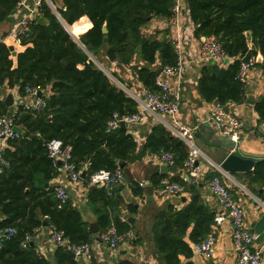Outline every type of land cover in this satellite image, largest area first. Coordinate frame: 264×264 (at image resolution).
<instances>
[{
    "label": "trees",
    "instance_id": "obj_1",
    "mask_svg": "<svg viewBox=\"0 0 264 264\" xmlns=\"http://www.w3.org/2000/svg\"><path fill=\"white\" fill-rule=\"evenodd\" d=\"M60 1V5L58 2ZM181 10L187 11L197 38L218 42L230 59L225 67L206 65L200 71L197 90L200 97L219 105L239 103L244 99V85L237 78L241 59L256 58L259 53L264 71V0H182ZM19 0H0V22L7 19ZM56 12L76 37L81 46L65 30L56 15L42 0L38 17L46 26L33 21L21 45H29L16 56L12 67L8 48L0 43V88H17L23 96L26 87L41 92L44 106L38 110L25 109V104L7 108L0 100V117L12 119L23 131L8 140L13 151H2L8 167L0 174V231L13 228L15 233L0 242V264H48L36 253L30 241L24 247L26 235L31 237L46 222L63 233L70 244L89 243L87 223L67 201L59 205L55 188L46 184L59 170L48 158L45 143L61 141L70 147L69 163L76 170H85L86 179L100 171L122 169L135 161L137 144L131 133L118 127L108 130L107 123L114 113L133 115L138 103L116 86L90 59L92 50L103 53L110 62L129 66L137 57V81L145 91L158 92L155 86L156 69L175 66L177 55L171 41L153 40L143 34L152 21L169 22L174 16L176 0H51ZM106 26V34L102 27ZM251 44V47L248 45ZM141 52L137 54L136 48ZM256 66V65H255ZM255 110L264 120V96L255 104ZM160 151L173 155L170 171L182 170L188 157V148L162 125L152 126L145 137L143 152L156 155ZM124 166L120 169L119 164ZM256 172V170H255ZM217 173H211L210 178ZM167 177L153 180V189ZM192 195L181 210L168 206L153 217L151 236L155 251L163 264H192V245L206 239L211 233L214 216L202 205L195 194L196 184L179 177L170 179ZM130 182V181H128ZM132 196L142 194L133 182ZM118 189L108 196L105 189L94 188L89 193V207L101 230L114 227L117 233L130 230V222L117 215L125 206ZM130 213H136L135 204L128 203ZM106 209L112 210L108 213ZM41 217H45L44 220ZM103 232V231H102ZM138 241L133 237L131 241ZM63 248L56 251V264H74ZM118 264H133L119 262Z\"/></svg>",
    "mask_w": 264,
    "mask_h": 264
},
{
    "label": "crops",
    "instance_id": "obj_2",
    "mask_svg": "<svg viewBox=\"0 0 264 264\" xmlns=\"http://www.w3.org/2000/svg\"><path fill=\"white\" fill-rule=\"evenodd\" d=\"M26 2L30 4L32 0H26ZM58 5H60V1ZM183 5L184 2L182 1ZM184 9L185 7L178 15L176 26L166 21H152L144 28L143 34L153 40L165 39L179 44L180 49L177 54V61L184 62L182 77L179 81L174 77L166 78V81L171 87V92L176 91L179 94L180 109L178 120L181 124L195 129L193 143L200 151L198 167L201 169L198 183L194 189L195 194L199 196L202 205L209 213L213 214L214 218L221 214L222 209L208 188L211 173L215 172L219 174L229 190L231 199L241 207L249 232L255 234L253 229L262 214H264V134L258 130V125L264 120L260 118L258 112L255 110V104L264 96V71L255 61L256 66L250 70L245 84L244 99L239 103L228 102L223 106L243 122L237 148L244 153L258 157L255 159V165L252 170L248 173H226L219 168L220 163L224 159L222 147L215 148L202 134L195 137L198 125L205 123L214 107L213 101L211 103L206 102L198 93L197 83L200 71L206 65L216 64L202 60L197 56V49L201 41L194 35V26L189 19L187 11ZM14 22V11L6 20L0 22V43L4 44L7 48L13 46L17 56L18 53L23 52L29 45L14 43L13 38L10 36ZM248 46L251 47V44ZM16 56L11 57L10 55L13 68L16 66ZM94 59L97 64L103 67L104 71H101L104 72L110 81L121 88L129 97L137 103L144 100L145 89L136 79V68L142 65L139 59H134L129 66H121L115 62H110L105 58L103 53L95 54L90 58L92 62ZM228 62H225L222 67H225ZM8 94H11L13 98L12 108L19 104L30 103L31 101L26 94L21 96L17 88L0 90V100L4 101ZM156 124L162 125L172 135L170 127L176 128L174 122L167 116L157 117L147 115L142 120V123L136 126L129 127L126 125V129L131 133L137 144L136 153L137 155H142V158L141 160L135 159L133 163L126 165L124 167L126 173L123 175L127 181L135 184L143 183L144 187L141 188L142 194L140 197L132 196L127 188L119 190V196L122 198L125 206L118 209L113 208L114 212L118 210L117 215L121 220H128L130 222L131 227L129 232L133 237H136L138 242L133 244L131 242L133 239L130 241L126 240L117 249L110 250L103 243L95 241L94 235L88 232L89 243L87 244L91 248L92 259L85 261L84 259L75 258L73 260L74 264H118L122 261L137 264L130 260L132 258H137L139 264H163L152 243L151 227L153 217L157 212L165 210L168 206L173 207L175 210H181L189 204L192 195L185 192L183 195L168 198L158 197L154 194L153 180L155 178L166 176L170 180L179 177L190 181L186 179V175L182 170L170 171L167 168V172L164 175H160V166L162 164L156 160L155 155L143 152L145 137L150 128ZM214 134L219 138L216 139L219 145L230 144L231 140L228 138L217 133ZM0 148L4 150L9 149L10 151L14 150V147L9 142L2 139H0ZM46 186L52 189L61 186L67 190L69 195L68 202L81 214L83 221L87 223V230L90 223H97L96 217L88 205L89 193L92 190H90V186L86 185L85 180H82L78 184H69L64 177V173L59 169ZM128 203L135 204L136 213H130L127 210L126 204ZM106 210L108 213H112V210ZM41 219L44 220L45 217H41ZM130 219L132 220L130 221ZM97 226L100 235L104 230L100 229L98 223ZM210 229V232L214 233L217 240L212 255L205 259L198 254H192L188 261L192 264H235L236 256L232 246V227L230 222L225 220L222 224L217 225L213 220V225H211ZM49 232L50 226L45 222V225L43 224L39 231L31 237V242L40 257L47 261L48 264H56V251L58 248L49 243ZM255 235L257 238L252 242L251 249L260 250L262 264H264V232ZM62 251L64 250L62 249ZM185 261L187 260L182 259V264Z\"/></svg>",
    "mask_w": 264,
    "mask_h": 264
},
{
    "label": "built area",
    "instance_id": "obj_3",
    "mask_svg": "<svg viewBox=\"0 0 264 264\" xmlns=\"http://www.w3.org/2000/svg\"><path fill=\"white\" fill-rule=\"evenodd\" d=\"M42 0H32V3L28 4L26 0H19L14 11L15 22L10 32V36L13 38L14 43L20 42V36L24 35L27 31V27L39 16ZM49 8L56 12L55 6L51 0H44ZM182 6V0H176V5L173 9L174 16L170 19L172 25L177 24L178 15L181 13L180 7ZM178 42V41H177ZM173 48L178 54L179 44L173 42ZM197 56L205 61L212 62L218 66H223L225 62L230 61L228 59L220 44L213 39H205L204 42H200L197 49ZM255 66V58L241 59L237 78L240 83L244 85L247 82L248 74L250 70ZM184 71V62L178 60L175 66H164L161 68L160 74L155 79V86L158 88V92L144 91V100L138 103V111L133 115L119 116L114 113L111 119L107 123L108 130H115L119 127L120 123L133 127L142 123L145 116H167L176 125L173 129L170 127L173 135L179 138L188 148V157L183 165V171L187 179L193 184L198 183V178L201 173V169L198 167V157L200 151L195 147L193 143V134L195 129L189 128L178 120V113L180 109L179 94L174 91L171 92V87L166 81V78L174 77L179 81ZM1 90V88H0ZM25 94L31 99L30 103L25 104V109L38 110L44 106V102L37 97V89L26 87ZM16 111V107L13 108V114ZM205 124H207L214 133H217L225 138H228L235 144H237L240 136V131L243 127V122L236 117L233 113L227 111L223 106L217 104L213 107L210 115L207 117ZM12 119L9 117H0V139L4 141L15 139L18 134L13 130ZM260 133L264 134V121L258 125ZM47 156L51 159L54 166L64 173L69 184H78L82 181V170H76L69 163L70 160V147H63L61 141L51 140L45 143ZM3 148H0V174L2 169L8 167V162L2 156ZM156 160L170 168L174 164L173 155L169 152L160 151L155 155ZM57 159H61L63 163L58 164ZM86 185L95 188L105 189L108 196L112 195L113 191L118 189L119 186L123 188L131 187V183L128 182L123 173L116 169L114 171L100 170L86 179ZM140 188H143V183H138ZM208 188L211 195L214 197L222 213L214 218V222L217 225L222 224L225 220H228L231 224V239L233 251L236 256L235 264H262V258L260 250H252L251 244L256 240L257 236L251 234L245 223L244 213L241 207L234 202L229 194L227 186L222 181L219 174L213 175L208 181ZM183 186L171 182L169 179H162L157 187L154 189V194L158 197H176L185 193ZM56 198L59 205H63L69 200V195L64 187L58 186L55 188ZM15 233L13 228H5L0 231V242L2 239H8ZM101 243L106 245L110 250L117 249L124 241H130L133 236L130 232L119 235L114 227H109L106 231L99 235ZM49 243L56 248L66 247L70 250L75 258L84 259L90 261L92 259L91 248L87 243L79 245L70 244L67 239L64 238L61 231L50 227ZM31 241V236L26 235L22 246L24 247ZM216 236L214 233H210L206 239L195 245V250L202 258H209L216 245Z\"/></svg>",
    "mask_w": 264,
    "mask_h": 264
},
{
    "label": "water",
    "instance_id": "obj_4",
    "mask_svg": "<svg viewBox=\"0 0 264 264\" xmlns=\"http://www.w3.org/2000/svg\"><path fill=\"white\" fill-rule=\"evenodd\" d=\"M56 15V18L60 21V23L62 24V26L65 28V30L73 37V39L81 46V44L78 42V40L76 39V37L69 31V29L67 28V26L65 25L64 21L61 19L60 15L57 12H53ZM36 24L37 25H41V26H46L47 25V21L43 18V17H38L36 19ZM102 33L106 34V26L104 25L102 27ZM5 37V36H4ZM201 42L205 41V38H200ZM8 50L10 52L11 57H15L16 53L14 50L13 46H9ZM135 52L137 54H139L141 52V47L138 46L135 50ZM96 54V51L92 50L89 54V58L94 56ZM256 63L261 65L263 62V58L262 56L258 53L256 55ZM161 72V68H157L156 69V76H158ZM41 92H37V97H41ZM4 105L9 108L12 106L13 104V98L11 94H8L4 101H3ZM218 104V100L215 99L213 101V105L216 106ZM120 129H125L126 126L124 125V123H120L119 124ZM12 130L18 134V135H23V131L21 130V128H19L18 126L14 125L12 127ZM199 134H202L204 136V138L211 144L213 145L215 148L218 147H222L223 151V155H224V159L222 160V162L219 165V168L226 172V173H248L249 171L252 170L253 166L255 165V159H257L258 157H256V155H252L249 153H244L243 151H241L240 149L237 148V144H235L234 142H230L229 143H225V144H221L219 145L218 142L216 141V139L218 136L214 134L213 130L207 125V124H199L197 127V131L195 133V137H198ZM142 155L138 154L135 156L136 160H141ZM58 164L61 165L63 163V161L61 159H57ZM124 166L123 163L119 164V168L121 169ZM165 172H167V167L164 165L160 166V175H164ZM86 171L83 170L81 173V179L84 180L86 178ZM187 179V177H186ZM95 187H90V190H93ZM123 187L119 186L118 190H121ZM132 219H130L131 221ZM45 225V222L43 223ZM254 232L255 234H261L264 232V214H262V216L260 217L259 221L257 222V224L254 227ZM88 232L92 235H94V239L97 242H101L100 238H99V229L97 226L96 222L90 223L88 225ZM64 253L71 259L74 260L75 259V255L68 250L66 247H63ZM192 253L193 254H197L196 250H195V245L192 246Z\"/></svg>",
    "mask_w": 264,
    "mask_h": 264
},
{
    "label": "rangeland",
    "instance_id": "obj_5",
    "mask_svg": "<svg viewBox=\"0 0 264 264\" xmlns=\"http://www.w3.org/2000/svg\"><path fill=\"white\" fill-rule=\"evenodd\" d=\"M89 55V54H88ZM91 58V57H90ZM89 58V59H90ZM93 59V58H92ZM137 60H138V58H136ZM135 59V60H136ZM93 63L95 64V65H97L98 66V68L100 69V70H102V71H104V69H103V67L102 66H100L99 64H97V62H96V60L94 59V61H93ZM113 83V82H112ZM122 172H123V174H125L126 173V171H125V168L124 169H122ZM131 261H133V262H135V263H137V264H139V262H138V259L137 258H135V259H130Z\"/></svg>",
    "mask_w": 264,
    "mask_h": 264
}]
</instances>
